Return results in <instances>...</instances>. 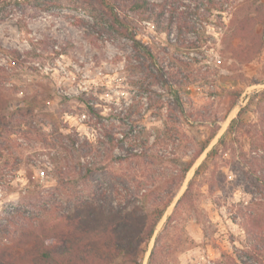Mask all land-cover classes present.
Masks as SVG:
<instances>
[{
  "label": "rangeland",
  "instance_id": "374dc122",
  "mask_svg": "<svg viewBox=\"0 0 264 264\" xmlns=\"http://www.w3.org/2000/svg\"><path fill=\"white\" fill-rule=\"evenodd\" d=\"M40 1L48 8L0 0V104L9 117L0 124V244L17 245L29 223L21 215L15 232L8 220L24 212L45 222L131 219L141 237L154 223L139 264H217L244 248L235 205L256 208L264 224V184L254 182L264 170V43L236 58L239 43H226L217 23L234 11L263 16L264 0H219L206 28L185 30V43L143 22L137 38L155 64L128 39L96 34L77 0ZM256 29L264 39V26ZM26 102L29 113L10 118ZM120 131L139 142L104 138ZM63 134L91 149L82 158L91 174L58 175L70 156ZM108 264L134 263L119 255Z\"/></svg>",
  "mask_w": 264,
  "mask_h": 264
},
{
  "label": "trees",
  "instance_id": "16d2710c",
  "mask_svg": "<svg viewBox=\"0 0 264 264\" xmlns=\"http://www.w3.org/2000/svg\"><path fill=\"white\" fill-rule=\"evenodd\" d=\"M54 1V0H53ZM89 17L87 24L92 26L99 36L115 40L128 39L131 46L138 53H143L145 58L155 64L154 55L150 48L137 38L139 27L145 21L150 22L156 31L166 34L169 40L177 43H185L188 38L185 30L199 33L200 29L207 26L209 13L216 8L219 0H195L196 4L191 8L184 0H77ZM227 1V0H225ZM39 4L47 7L45 2L38 0ZM50 2V1H49ZM184 6V8H181ZM48 8V7H47ZM217 26L225 28L226 43H239L232 47L234 57L245 59L260 50L253 43H264L263 33L258 32L256 25L264 26L263 16H252L249 13L239 14L232 12L228 21L223 15H219ZM82 20H86L82 18ZM206 22V23H205ZM223 24V25H222ZM175 28L176 34L172 37ZM99 38V37H98ZM194 43V41L190 42ZM244 43V44H240ZM252 43V44H251ZM243 59V60H245ZM152 77L158 79L155 71L151 70ZM33 103L26 102L23 106L13 109L10 118L22 117L29 113ZM9 117L3 112L0 104V124L7 125ZM49 133H46L48 135ZM62 134V133H60ZM116 132L106 133L104 138L110 142H128L133 145L139 142V135L126 131H120L121 137H115ZM68 137L69 144L65 149L70 153L67 161L58 169L61 179L72 181L77 176H87L93 172L90 160L83 157L89 156L91 149L85 144L79 145V138L63 134ZM106 139V140H107ZM78 145V146H77ZM264 164V155L259 158ZM255 184L262 187L264 184V170L256 174ZM37 201V200H36ZM51 201L44 200V204L51 206ZM232 215L234 221L241 218L240 226L246 232V241L243 247L235 246V254L226 256L225 261L217 264H264V224L258 221L256 208L249 204L235 205ZM19 210H17L18 212ZM161 210H159V215ZM19 216L10 214L8 224L16 226L21 215L29 223L18 234L17 245L0 244V264H108L116 256L122 255L134 264H139V255L142 245L149 239L153 232L154 223L148 231L142 235L141 224L131 219H123L115 222L113 218L96 224L91 217H72L64 215L63 219L45 222L40 218L31 219L24 212H18ZM24 221V222H25ZM155 259V250L152 251L150 262Z\"/></svg>",
  "mask_w": 264,
  "mask_h": 264
}]
</instances>
